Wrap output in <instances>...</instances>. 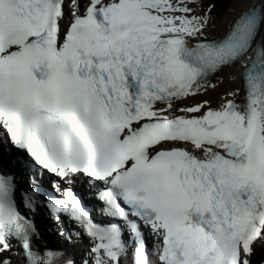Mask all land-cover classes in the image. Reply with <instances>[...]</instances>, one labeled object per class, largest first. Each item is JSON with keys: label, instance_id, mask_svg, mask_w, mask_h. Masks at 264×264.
Wrapping results in <instances>:
<instances>
[{"label": "snow or ice", "instance_id": "snow-or-ice-1", "mask_svg": "<svg viewBox=\"0 0 264 264\" xmlns=\"http://www.w3.org/2000/svg\"><path fill=\"white\" fill-rule=\"evenodd\" d=\"M215 8L0 0V264H264V0Z\"/></svg>", "mask_w": 264, "mask_h": 264}, {"label": "trees", "instance_id": "trees-1", "mask_svg": "<svg viewBox=\"0 0 264 264\" xmlns=\"http://www.w3.org/2000/svg\"><path fill=\"white\" fill-rule=\"evenodd\" d=\"M208 3H216L213 15L216 21H222L232 5V0H205V5Z\"/></svg>", "mask_w": 264, "mask_h": 264}, {"label": "rangeland", "instance_id": "rangeland-1", "mask_svg": "<svg viewBox=\"0 0 264 264\" xmlns=\"http://www.w3.org/2000/svg\"><path fill=\"white\" fill-rule=\"evenodd\" d=\"M232 8V6H231ZM231 8L228 10L227 15L225 16V18L221 21V22H215L214 23V28H213V35H216L222 30V28L225 26L226 24V20L228 19L229 15H230V10ZM215 94H210V96H214Z\"/></svg>", "mask_w": 264, "mask_h": 264}, {"label": "bare ground", "instance_id": "bare-ground-1", "mask_svg": "<svg viewBox=\"0 0 264 264\" xmlns=\"http://www.w3.org/2000/svg\"><path fill=\"white\" fill-rule=\"evenodd\" d=\"M224 27H225V26H224ZM224 27H223L222 30L217 34V36L220 35V34L223 32ZM70 246H72V244H69V243L66 244V247H70ZM79 251H80L79 249L75 251V253H77L76 256H79V255H78Z\"/></svg>", "mask_w": 264, "mask_h": 264}]
</instances>
